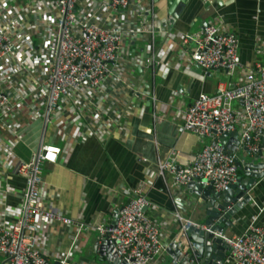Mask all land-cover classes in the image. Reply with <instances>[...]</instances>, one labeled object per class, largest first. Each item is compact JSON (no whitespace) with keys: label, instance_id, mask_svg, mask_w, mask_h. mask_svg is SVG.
Returning <instances> with one entry per match:
<instances>
[{"label":"built area","instance_id":"1","mask_svg":"<svg viewBox=\"0 0 264 264\" xmlns=\"http://www.w3.org/2000/svg\"><path fill=\"white\" fill-rule=\"evenodd\" d=\"M157 39L167 48L178 46L181 59L187 58L204 70L242 72L239 81L228 88L214 94L200 92L184 111L181 130L195 134L203 143L195 157L180 164L178 150L171 147L167 156L157 161V174L171 175L178 188L194 182L204 187L210 185L216 192L226 191L238 182V169L219 136L235 132V151L244 149L255 155L262 151L260 141L264 134V64L257 61L249 67L243 65L233 32L210 20L196 32L174 37L161 28L153 5L145 0H0L3 264H53L39 245L44 229L74 226V238L80 233L81 223L42 200V165L55 163L62 152L52 142L43 143L45 131L51 125L56 134L63 135V130L73 122L70 118L61 119L65 111L83 112L92 99L103 100L107 84L123 82L125 54L136 40L145 41L142 58L146 64H152ZM94 118L99 120L96 114ZM38 121L37 148L29 160L18 159L14 146L23 139L26 125ZM11 174L25 179L23 190L18 191L20 202L14 207L7 199ZM144 189L145 183L141 182L134 194L117 207L111 223L96 226L100 237L109 241L108 253L125 264H151L176 239L184 240L193 249L195 242L187 239V231L207 230L211 225L175 212L177 231L163 242L159 225L146 213L151 201ZM214 234L228 252L204 264H264V225L257 224L255 219L240 234L228 235L223 230ZM70 253L68 250L61 254L56 264H87L74 261ZM172 262L181 264L175 257ZM194 264H200L199 260L195 258Z\"/></svg>","mask_w":264,"mask_h":264},{"label":"crops","instance_id":"2","mask_svg":"<svg viewBox=\"0 0 264 264\" xmlns=\"http://www.w3.org/2000/svg\"><path fill=\"white\" fill-rule=\"evenodd\" d=\"M145 1L153 5L161 28L174 37L196 32L211 20L236 35L245 67L257 61L264 64V0H175L177 18L173 22L167 13L170 0ZM144 44L145 41L136 40L130 47L125 54L124 81L107 84L101 102L94 98L83 112L65 111L61 119L66 117L73 122L63 130V135L56 134L51 125L45 131L43 143L52 142L62 152L55 163L42 165V200L82 224L75 238L74 226L45 228L39 235V245L53 264L68 250L76 262H98L93 251L94 241L100 238L96 226L111 223L117 207L134 194L141 182L145 183L144 193L151 201L146 213L159 225L163 242L177 231L175 212L202 224L208 219L203 202H198L186 187H176L171 175L157 174V161L165 158L171 147L178 150L180 164L185 165L195 157L203 143L195 134L181 130L184 111L200 92L214 94L228 88L239 81L242 72L204 70L187 58L181 59L178 46L167 48L159 39L155 61L148 65L142 58L146 52ZM88 130L95 133L89 134ZM25 131L30 132L28 124ZM79 132L88 135L80 136ZM25 136L14 150L18 159L26 161L37 148L38 139L37 135L32 138L33 134H29L26 141ZM260 145L264 155V134ZM244 154V149L235 151L240 161ZM237 175L236 189L239 179L246 177L239 170ZM7 184L8 204L14 207L20 202L19 192L25 179L11 174ZM246 194L250 200L220 223L228 235L242 233L254 219L264 225V181L258 180L246 189ZM222 252L226 254L228 250ZM170 262L172 258L165 251L151 264Z\"/></svg>","mask_w":264,"mask_h":264},{"label":"water","instance_id":"3","mask_svg":"<svg viewBox=\"0 0 264 264\" xmlns=\"http://www.w3.org/2000/svg\"><path fill=\"white\" fill-rule=\"evenodd\" d=\"M168 5L170 8L167 13L170 15V22H173L177 18V13L174 10L175 0H170ZM219 140L233 155L237 169L242 171L246 177L239 179L240 183L237 189L235 188L236 185L233 184L228 190L221 192L214 191L210 185L204 187L194 182L186 186L189 194L196 196L198 202L205 204L208 219L205 220L204 224L211 226L207 230L190 228L187 231V239L195 242L193 249H190L184 240L178 239L166 249L171 258L179 259L181 264H194L195 258L199 260L200 264H204L206 261L210 262L214 258L222 257L224 255L222 250L225 245L221 239L215 237L214 233L223 230L220 223L225 222L240 204L250 200V196L245 195L246 189L248 190L258 180L264 181V155L262 152L255 155L245 152L240 161L235 156V146L238 144L237 134L235 132L222 133ZM232 141L234 142L233 145L231 144ZM110 249L107 237L97 238L93 243V251L98 255L97 260L102 264H125L118 256L109 254ZM181 249L184 251L182 252Z\"/></svg>","mask_w":264,"mask_h":264},{"label":"rangeland","instance_id":"4","mask_svg":"<svg viewBox=\"0 0 264 264\" xmlns=\"http://www.w3.org/2000/svg\"><path fill=\"white\" fill-rule=\"evenodd\" d=\"M39 125H40V122L38 121V122H34V123H30L29 124V127H30V132L28 133V134H26V132L24 133L25 135V140L26 141H28V138H29V134H33V136H32V138H35L36 137V135H37V133H38V129H39ZM47 135V134H46ZM3 259H2V256L0 255V263H1V261H2ZM95 264H102V262H97V261H95ZM169 264H171V262L169 263Z\"/></svg>","mask_w":264,"mask_h":264}]
</instances>
